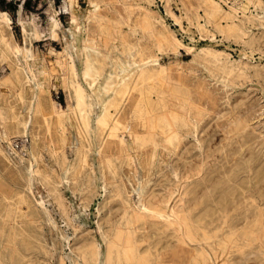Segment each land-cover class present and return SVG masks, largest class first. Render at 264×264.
<instances>
[{
    "label": "bare ground",
    "instance_id": "6f19581e",
    "mask_svg": "<svg viewBox=\"0 0 264 264\" xmlns=\"http://www.w3.org/2000/svg\"><path fill=\"white\" fill-rule=\"evenodd\" d=\"M63 1L69 4L70 17L76 23V8L74 11L72 4L77 0ZM87 1L94 7L87 11L83 35L75 44L81 60L80 80L94 86L95 95L100 94L99 81L104 92L110 91L100 97L101 108L93 128L91 94L86 93L78 78L68 46L56 53L55 59L61 71L60 83L66 89L67 103L62 109L49 94L46 69L41 71L42 76L32 90L25 85L29 79L23 80L24 73L15 60L18 42L10 31L7 12L0 9V62L10 66L2 83L11 94L0 106L4 135L25 132L26 115L20 116L18 106L25 102L29 92L31 154L38 161L41 146H46L60 168L70 169L69 177L75 185L84 174L81 194L88 198L93 192L92 176L86 172L87 168L92 169L88 149L93 132L99 169L103 183L111 187L108 199H112L114 206L107 211L102 264H264V158L261 148L251 146L253 138L260 135L252 123L254 104L240 101L226 109L221 106L220 90L212 83L217 77L224 84L245 80L249 76L247 65L229 61L226 55L211 49H202L195 55L206 74L198 75L194 64H154L159 51H176L181 42L162 17L148 7L153 0H143L145 4L134 0ZM163 1L179 23L185 17L201 32L217 31L251 47L264 44V33L254 36L249 32L248 23L255 19L245 12L250 4L263 9L261 0H242L239 5L232 0L226 8L222 5L226 0H180V15L170 10L169 0ZM63 6L62 9L66 8ZM47 11L48 30L55 37L58 12L51 3ZM19 20L25 30L22 19ZM257 22L264 25L263 18ZM40 32L33 28L34 37ZM115 50L123 58L114 54ZM107 59L112 65L110 72L104 74ZM253 75L263 78L264 70L254 68ZM206 116H216L215 127L221 131V137L206 148L202 143L194 144L197 150L193 152L186 137L194 136ZM69 123L78 137L71 162L65 155L70 142ZM246 146L248 151L244 154ZM0 152L7 157L1 146ZM158 154L161 158L175 154L176 161L163 171L160 167L156 183L132 200L123 182L117 181L121 179V168L127 165L131 169L137 161L149 172L155 167ZM35 171L61 215L70 220L66 203L57 190L56 181L61 177L57 168L40 167L37 162ZM25 188L29 189V180L0 159V264H49L45 255L40 257L41 252L46 254L48 250L39 237L37 203L28 198ZM75 253L79 264H97L99 247L93 238L83 236ZM249 258L253 259L251 263ZM65 262L59 256L56 264Z\"/></svg>",
    "mask_w": 264,
    "mask_h": 264
},
{
    "label": "rangeland",
    "instance_id": "374dc122",
    "mask_svg": "<svg viewBox=\"0 0 264 264\" xmlns=\"http://www.w3.org/2000/svg\"><path fill=\"white\" fill-rule=\"evenodd\" d=\"M169 1V8L174 14H183L182 3L180 0ZM226 1L227 3L222 2L224 8L228 6V3L232 2V0ZM134 2L145 4L143 0H134ZM235 2H237L236 5H239L241 4L240 2L243 1L235 0ZM261 2L264 7V0H261ZM49 3H51L52 7L57 10L56 12H58L56 14L58 18V27L57 35L55 37L51 36L48 30L50 11L48 12L47 8ZM63 5H65L66 8L62 9L64 7ZM249 6L250 10H245V12L246 14L254 15L255 19L253 23H248V26H250L248 27L250 28L249 32L254 36H259L264 33V25H260L257 21L259 20V18L264 19V8L262 9L259 6L254 7L252 4H250ZM93 7L94 6L87 0H77L74 4H72V9H74V11L76 8L75 13L77 19L75 23V21H73L70 17L71 8L69 4H64L63 0H0V9L7 12L10 22V31L13 38L15 37V42H18L17 46L19 47V52L15 56L16 63L19 67L22 68L25 76L23 80H25L26 77L29 79L28 82H25V85H29V89L32 90V88L35 87V81L37 80V78L39 79L42 76L41 71L46 69V71L49 73V94L62 109L66 107L67 97L66 89L63 88L60 83L61 71L59 69L58 63L55 60L56 53L60 52L64 46H68V49L71 51L73 56V62L75 61V69L78 70L79 68V70H76V72H78V78L80 80L79 73L81 70V60L77 45L75 46V44H79V40L83 35V27H85L86 23V13L89 8L93 9ZM148 7H151L150 9L153 12L162 17L165 25L170 28L169 31H171V33L181 42V45L178 46L176 51H159L157 54V61L153 62L154 64L157 62L161 64H166L169 62L194 64L198 67V69H196L198 72L195 70L196 73H199L198 75L206 74V70L203 65L197 63L195 55L197 53H201L202 49H211L218 53H221L223 57L224 55H226L229 61L242 62L243 64L247 65L249 72V76L246 78L247 80H238L232 84H224L221 78L217 77L215 81L212 80V83L215 84L220 90L221 106L225 107L226 109L240 103V101H245L246 103L252 102L254 104V118L252 123L256 127V133H259L260 135L255 137L256 139L253 138L251 146H253V148L257 150L261 148L260 153L264 158V142H262L264 137V77H256L253 75L254 68L264 70V44L259 47H251L247 44H243L239 40L233 39L232 37H224L217 31H213V34L211 32H201L197 30L195 25H190L185 17H181L179 23L166 10L165 1L163 0H153ZM240 10L241 9L238 10V15H241ZM19 15H21L22 17ZM19 18L22 19L25 30H22L21 21L19 20ZM68 26L70 29L68 28ZM80 26H82V28ZM34 27H37L38 30L41 31L39 36L37 37L33 36ZM208 27L210 28V26ZM73 31L75 33H73ZM192 44H194L195 46ZM187 49L189 51H187ZM23 53H25V56L23 55ZM114 54H118L120 58H123V55L118 50H115ZM126 63L127 62L123 60V65H126ZM111 65L112 64L110 59H107V65L104 74L110 72ZM47 66L50 67L47 68ZM25 68H28L29 71H27ZM9 70L10 66L7 63H3V61L0 62V106H2L4 99H7L8 97L11 98L9 88L7 86H4V84L2 83L3 78L8 74ZM31 74H33V76ZM80 81L85 88L86 93L91 94L89 99L91 100L90 128L92 129L94 126L95 116L101 108L100 97L107 96L108 94H110V91L104 92L101 87V81H99L98 87L100 89V94L95 95L94 91L92 90L94 86L88 85L87 82L83 79H81ZM28 95L29 92L27 93V99H25V102L18 106L20 116L24 114L26 115L27 123L25 122V132L24 130H22L21 132L10 133L6 136L4 135L5 133L0 124V146L8 157L7 158L2 152H0V159L11 166V168L16 169L17 172L24 178L29 180V189L25 188L24 191L33 203H37L36 206L40 218V221H38L39 226L37 227L39 231V237L45 248L48 250L46 254L41 252L40 257L44 258L46 256L45 258L48 259L49 264H56L59 256H63L66 264H79L80 261L75 253V246L77 245L79 239L85 236L93 238L97 243L99 247V258L97 264H102V255L104 248L103 238L105 235V222L107 219L106 216H108L107 211L109 206H112L113 201L112 199H110V201L108 199L111 188L110 185L105 182L103 183L101 171L99 169L100 167L97 161V144L94 139V135L92 134L93 132L90 133L91 145L88 149V159L92 169H86V172H90L92 176L93 192L88 198H84L81 194V188L83 185L80 183L84 174L79 177V183L75 185L72 178L69 177L70 169H68L67 167L60 168L53 161L46 146H41L39 151L41 157H39L38 161H36L33 154H31L32 135L30 127L32 123L30 117L31 111L27 110V102H29ZM215 117H204L194 136L190 134L187 135L185 142L191 148V151L195 152L197 150V146L195 147L194 144L197 145L198 143H202L206 148L207 144L217 143L222 133L219 128L215 127ZM27 119H29V121ZM19 127L23 128L21 124L19 125ZM68 134L70 137V142L65 147V155L68 159L67 161L71 162L74 159L73 150L75 146L78 145L77 133L71 123L68 124ZM125 139L127 143H129L130 140L128 137H126V135ZM247 151L248 149L246 146L243 150V153L245 154L247 153ZM175 161V154H166L163 158H161L158 154L155 162V167L149 170V172L145 171L137 161H134L131 169L127 165L124 166V169L121 168V179H117V181H120V183L123 182L124 186H126L125 191L128 194L130 193L132 200H135L139 193L143 192L147 187H151L156 183L161 173L160 167H162L163 171L165 169H168ZM37 162L40 167L53 166L57 168V173L59 174V177H61L56 181V186L57 190L61 193L64 202L66 203L70 220H68L65 215H61L62 212H60V209L58 208L56 202H54L55 200L53 199L52 195L37 177V173L35 171ZM148 175L150 177H148ZM98 182H100V184ZM112 207L114 208V206ZM76 209L78 210V212L80 211L81 214L78 213ZM109 213L110 215H112L111 212ZM48 220L50 221V223L48 222ZM46 221L48 222V224ZM68 223L70 225H68ZM252 256L253 255L251 254L249 257ZM247 261H249L248 263H251L253 259L249 258L247 259Z\"/></svg>",
    "mask_w": 264,
    "mask_h": 264
}]
</instances>
